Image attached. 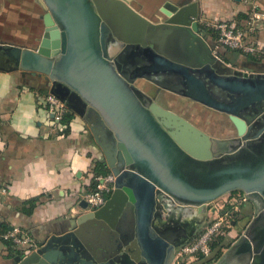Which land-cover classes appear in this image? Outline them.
<instances>
[{
    "label": "water",
    "instance_id": "obj_1",
    "mask_svg": "<svg viewBox=\"0 0 264 264\" xmlns=\"http://www.w3.org/2000/svg\"><path fill=\"white\" fill-rule=\"evenodd\" d=\"M36 1L44 11L38 46L0 41V70L42 76L49 93L99 132L103 165L115 181L101 208L87 210L72 231L49 237L18 264H173L176 250L193 239L197 227L194 218L179 219L175 209L201 211L236 190L256 210L216 264H236L237 257L242 264H264V73L225 67L199 35L194 5L189 14L180 9L152 24L128 0ZM107 8L114 23L134 28L131 62L111 54L118 35L106 18ZM158 31L184 42L167 46L178 57L152 41ZM153 75L176 79L181 87L163 86ZM137 79L225 114L236 135L210 139L138 87ZM209 85L226 98L217 97ZM91 110L100 125L89 117ZM178 133L191 136L183 142ZM79 206L86 209L84 201ZM125 208L133 213L134 234L118 255L123 241L111 230ZM85 227L91 229L83 235ZM132 245L134 250L127 251Z\"/></svg>",
    "mask_w": 264,
    "mask_h": 264
},
{
    "label": "crops",
    "instance_id": "obj_2",
    "mask_svg": "<svg viewBox=\"0 0 264 264\" xmlns=\"http://www.w3.org/2000/svg\"><path fill=\"white\" fill-rule=\"evenodd\" d=\"M0 1L6 5L0 11V17L7 10L8 14L12 11L8 17L23 9L20 8V0ZM127 3L152 24L164 22L180 9H186L189 14L190 6L194 5L198 30L204 33V38L199 35L225 67L241 72L264 73V0H128ZM22 4L27 9L28 3ZM32 5L29 9L31 18L40 19L43 32L44 11L36 0H33ZM254 13L258 18H254ZM106 18L115 25L118 35V46L112 49L121 48L122 43H133L130 40L135 36L134 28L125 22L121 23L119 18L114 23L110 8H107ZM216 21L228 22L242 29L245 42L254 45L257 50L254 53L243 52L217 43L216 38L201 29L204 25L214 29L212 24ZM0 31L3 32L1 24ZM5 32L17 38L20 36L16 32L12 33L13 28ZM154 33L152 41L158 47L161 43H170L171 47L184 43L170 32L166 31L163 36L159 31ZM0 41L35 48L14 41ZM111 54L114 52L111 51ZM162 81L157 82L162 84ZM135 84L150 95L158 96L156 99L162 105L167 93H170L187 104H197L207 110V107L163 86L149 85L144 79H137ZM150 89L154 91L151 93ZM47 93L49 86L42 76L20 70H0V233L18 226L38 246L49 237L62 235L76 227V218L87 211L79 206L77 196L91 185L92 171L103 173L97 169L99 163L103 164V153L96 141V138L100 139L99 132L94 133L91 124L66 105L65 115L70 114L71 118L62 119L58 124L42 101V96ZM93 113L91 110L89 117L95 119L96 126L100 125V120ZM216 114L226 116L219 112ZM90 229L85 227L83 235L89 234ZM111 231L123 241L117 248V254L120 255L133 240L134 218L131 209L121 211ZM119 238L117 240L120 241ZM133 247L127 251H133ZM22 252L0 237V264H18L22 260ZM188 264L200 263L193 260Z\"/></svg>",
    "mask_w": 264,
    "mask_h": 264
},
{
    "label": "rangeland",
    "instance_id": "obj_3",
    "mask_svg": "<svg viewBox=\"0 0 264 264\" xmlns=\"http://www.w3.org/2000/svg\"><path fill=\"white\" fill-rule=\"evenodd\" d=\"M19 2H21L20 8H23V9H20V11H17L16 13L13 11L15 15L14 16L11 15L8 17L7 15L12 14V11L10 12V14H8L7 13L8 10H7L5 15L0 17V24L3 26V32L0 31V40L14 41V42H17L16 44L37 47L40 41V36H42L43 32H41V28H40L41 26L40 19L31 18L32 12L29 9L31 8V6L33 7L32 5L33 0H22V1L20 0ZM23 2L28 3L27 9H25L26 6L24 7V5L22 4ZM4 7H6V5H4L3 1H0V11ZM25 12H28V13H25ZM9 28H13L14 32L12 33L16 32V35L17 34L20 35L19 36L20 38L11 36L9 32H5V30ZM16 30H21V31L19 32ZM121 45H123L121 48H115V49H112L111 51H113L115 55L124 56L128 62H131L132 57L130 58V51L133 49L131 44L122 43L120 44V46ZM169 45L170 44L168 43H161L159 48L163 52L169 55L179 56L180 54L178 53L176 54L173 51L174 48H171L172 49L171 50L170 47L169 48L167 47ZM121 49L122 51L121 53H119ZM128 58H130V60ZM136 60L138 61L139 59L137 58ZM152 79H154L155 81L163 80L164 82L163 81L161 82L163 86L172 87V88L181 87L178 80L173 79L171 77L153 75ZM146 82H148V84L151 83V84L158 86L154 82L153 83L150 81H146ZM209 86L212 89V92L217 97L226 98L225 92L219 90L213 85H209ZM149 91H151L152 93L154 90L150 89ZM179 99L180 98H178V96L167 93L164 106L167 107L169 110L173 111L174 113L178 114L179 116L183 117L187 121H189L199 130H201L205 135H207L210 139H212V137H216V138H219L220 136L232 137L236 135V128L233 126V124L230 122V120L226 116L218 115L216 114V112H214L212 109H209V108H205L207 110H204L203 108H201V106L197 104H187ZM256 111L257 109L252 110L249 113L248 117L249 118L254 117V115L256 114ZM167 128H169L170 130H173L172 128L168 126ZM187 135L191 136L185 133H178L177 137L179 138V140L184 142ZM195 147H196V144H195ZM228 195H231V196L239 195L245 198V195L243 194L242 191L236 190L230 193H226L220 196L219 198H217L216 200L205 204V206L203 207L201 211H198L195 207H183L179 210L175 209V215L179 219H193V218L195 219V221L197 222V227H196L195 234L193 237L194 239L197 236V234L202 231V228L208 221L218 219L219 213L212 212L210 208L212 207V205L220 204L223 201V199L226 198ZM252 204L254 203L248 202L246 198L244 202L238 203L239 210L235 212L233 215L234 224H232L230 228L225 230L226 233L224 236H218L212 242V245H213L215 241L221 238V241L218 247L215 248V252H213V248L211 245V253L209 256L204 257V256L199 255L197 256L195 260H198L200 264H216L218 259L222 256V254L229 248L230 245L236 242V240L243 233L245 227L247 226L249 220L245 222L241 217L245 216V217L251 218L254 215L256 207H253L254 205ZM248 207H250L249 210H248ZM216 253H217V256H215Z\"/></svg>",
    "mask_w": 264,
    "mask_h": 264
},
{
    "label": "built area",
    "instance_id": "obj_4",
    "mask_svg": "<svg viewBox=\"0 0 264 264\" xmlns=\"http://www.w3.org/2000/svg\"><path fill=\"white\" fill-rule=\"evenodd\" d=\"M254 18H258V15L256 14ZM212 26L217 31V43L243 52L254 53L257 50L254 45L245 42V32L235 25L224 21H216ZM199 34L204 38L203 32L200 31ZM42 101L55 116L57 123L60 124L66 112L64 102L51 93L43 95ZM91 174V185L78 194L77 202L84 201L86 209L94 211L101 208L111 195L114 190L115 177L111 172L97 173L92 171ZM244 201L245 198L243 196L228 195L220 204L212 205L210 209L214 213H219L218 219L208 221L194 239L180 247L175 252L173 264H188L199 255L209 256L213 240L218 236L225 235V230L232 225L234 213L239 210L238 203ZM0 237L11 245L18 247L20 251H23L22 258L39 247L34 239L18 226H12L5 232H1Z\"/></svg>",
    "mask_w": 264,
    "mask_h": 264
},
{
    "label": "trees",
    "instance_id": "obj_5",
    "mask_svg": "<svg viewBox=\"0 0 264 264\" xmlns=\"http://www.w3.org/2000/svg\"><path fill=\"white\" fill-rule=\"evenodd\" d=\"M201 29L204 31V32H207L208 34L211 35L212 38H216L217 37V31L209 26H201ZM71 118V115L70 114H66L64 116V120H68ZM97 169L98 171H101L103 173H106L108 172V169H106L103 164L99 163V165L97 166ZM221 241V238H219L217 241H215V243L212 245V248H213V252H215V248L218 247L219 243ZM215 256H217V253L215 254Z\"/></svg>",
    "mask_w": 264,
    "mask_h": 264
},
{
    "label": "flooded vegetation",
    "instance_id": "obj_6",
    "mask_svg": "<svg viewBox=\"0 0 264 264\" xmlns=\"http://www.w3.org/2000/svg\"><path fill=\"white\" fill-rule=\"evenodd\" d=\"M178 89H179V87H178ZM153 96H155V98L158 97V96H156L155 94H153ZM252 205H254L253 207H256L255 204H252ZM252 205H251V206H252ZM249 208H250V207H248V210H249ZM243 212H244V211H243ZM241 218H242L245 222L248 221V220L250 219V217H245V216H242ZM232 224H234V220H233ZM237 227H238V226H237ZM195 230H196V228H195ZM240 258H241V257H237V258L235 259L234 262H237L236 264H242V263L244 262V260H242V259H240Z\"/></svg>",
    "mask_w": 264,
    "mask_h": 264
}]
</instances>
